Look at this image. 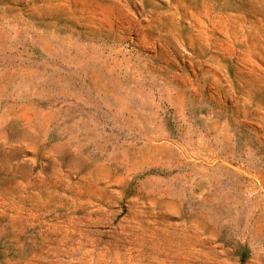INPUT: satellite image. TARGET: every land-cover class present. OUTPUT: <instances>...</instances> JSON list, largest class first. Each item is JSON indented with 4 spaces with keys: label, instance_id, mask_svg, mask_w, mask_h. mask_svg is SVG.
Segmentation results:
<instances>
[{
    "label": "rangeland",
    "instance_id": "374dc122",
    "mask_svg": "<svg viewBox=\"0 0 264 264\" xmlns=\"http://www.w3.org/2000/svg\"><path fill=\"white\" fill-rule=\"evenodd\" d=\"M0 264H264V0H0Z\"/></svg>",
    "mask_w": 264,
    "mask_h": 264
},
{
    "label": "trees",
    "instance_id": "16d2710c",
    "mask_svg": "<svg viewBox=\"0 0 264 264\" xmlns=\"http://www.w3.org/2000/svg\"><path fill=\"white\" fill-rule=\"evenodd\" d=\"M245 250L246 249H243V251H242V253H241V263H243L244 262V260H245V255H244V253H245Z\"/></svg>",
    "mask_w": 264,
    "mask_h": 264
}]
</instances>
